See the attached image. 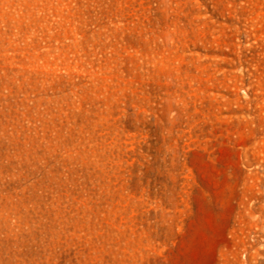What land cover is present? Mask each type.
I'll return each mask as SVG.
<instances>
[{"label": "rangeland", "instance_id": "obj_1", "mask_svg": "<svg viewBox=\"0 0 264 264\" xmlns=\"http://www.w3.org/2000/svg\"><path fill=\"white\" fill-rule=\"evenodd\" d=\"M0 264H264V0H0Z\"/></svg>", "mask_w": 264, "mask_h": 264}]
</instances>
